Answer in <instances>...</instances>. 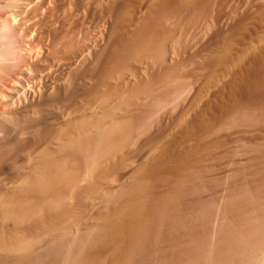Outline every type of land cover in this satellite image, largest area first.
Returning <instances> with one entry per match:
<instances>
[{
    "label": "bare ground",
    "instance_id": "obj_1",
    "mask_svg": "<svg viewBox=\"0 0 264 264\" xmlns=\"http://www.w3.org/2000/svg\"><path fill=\"white\" fill-rule=\"evenodd\" d=\"M0 37V264H264V0H0Z\"/></svg>",
    "mask_w": 264,
    "mask_h": 264
},
{
    "label": "clouds",
    "instance_id": "obj_2",
    "mask_svg": "<svg viewBox=\"0 0 264 264\" xmlns=\"http://www.w3.org/2000/svg\"><path fill=\"white\" fill-rule=\"evenodd\" d=\"M4 41H5V38L0 37V42H4Z\"/></svg>",
    "mask_w": 264,
    "mask_h": 264
},
{
    "label": "rangeland",
    "instance_id": "obj_3",
    "mask_svg": "<svg viewBox=\"0 0 264 264\" xmlns=\"http://www.w3.org/2000/svg\"><path fill=\"white\" fill-rule=\"evenodd\" d=\"M4 88V87H3Z\"/></svg>",
    "mask_w": 264,
    "mask_h": 264
}]
</instances>
